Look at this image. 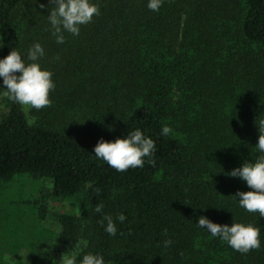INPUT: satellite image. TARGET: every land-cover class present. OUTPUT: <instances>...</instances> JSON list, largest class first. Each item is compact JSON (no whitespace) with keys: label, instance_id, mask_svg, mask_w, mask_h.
I'll return each mask as SVG.
<instances>
[{"label":"trees","instance_id":"trees-1","mask_svg":"<svg viewBox=\"0 0 264 264\" xmlns=\"http://www.w3.org/2000/svg\"><path fill=\"white\" fill-rule=\"evenodd\" d=\"M92 2L100 14L57 44L39 7L49 0H0V58L39 42V63L55 83L51 106L27 113L0 95V181L49 182L45 201L32 206L36 220L55 225L51 263L79 249L77 264L85 252L106 264H264V217L238 207L232 196L250 189L227 175L264 155L255 148L264 119V0H163L156 12L147 0ZM163 124L168 136L159 135ZM135 129L155 141L154 164L117 172L92 154L98 139ZM65 199L73 212L48 209L49 200ZM119 213L125 221H115ZM104 214L117 235L104 232ZM200 216L259 227L261 247L233 250L197 227ZM27 247L33 252L22 262L16 253ZM37 253L11 238L0 264H36Z\"/></svg>","mask_w":264,"mask_h":264},{"label":"clouds","instance_id":"clouds-1","mask_svg":"<svg viewBox=\"0 0 264 264\" xmlns=\"http://www.w3.org/2000/svg\"><path fill=\"white\" fill-rule=\"evenodd\" d=\"M36 3V0H34ZM52 5L48 7L40 4V8H46V16L50 25L51 35L57 44L65 42V33L78 36L82 25L90 23L94 16L100 14L98 5L92 0H49ZM163 0H147V8L153 12L159 11ZM2 46V45H0ZM45 56V49L39 42H34L27 50L11 48L6 56L0 58V95L13 103L25 106L29 109L40 110L51 106L49 93L55 89L52 80L53 73L41 66L39 61ZM59 59V57H54ZM29 61V62H26ZM178 95V94H177ZM258 138L255 148L264 154V119L258 121ZM109 127V131H111ZM172 129L167 124L160 128V136H168ZM156 152L155 141L146 136L140 129L127 132V135L117 137L114 140H97L92 149L95 158L102 160L117 172H125L129 168H143L144 164H154L153 156ZM228 176L239 178L250 189L239 191L232 196L238 207L249 213H259L264 217V155L255 162L245 160L239 167L231 169ZM102 203H97L93 209L101 213ZM126 217L119 213L115 221L123 222ZM103 230L109 236L117 235V226L109 214H104L100 221ZM197 227L205 230L213 238H219L226 242L233 250L247 254L250 250L261 247L260 228L252 224L214 223L204 216L196 220ZM165 229V233H166ZM172 243L171 239H165V247ZM77 252L68 251L61 255L60 264H77ZM79 264H106L100 253L85 252L79 260Z\"/></svg>","mask_w":264,"mask_h":264},{"label":"rangeland","instance_id":"rangeland-1","mask_svg":"<svg viewBox=\"0 0 264 264\" xmlns=\"http://www.w3.org/2000/svg\"><path fill=\"white\" fill-rule=\"evenodd\" d=\"M24 112L30 109L23 106ZM50 192L49 182L36 180L30 177H17L10 182L0 181V246L11 238L16 241L33 243L38 251L36 264H52L51 242L54 238L55 225L51 218L35 219V208L32 204L45 201L43 196ZM48 209L53 212H73L72 199L51 201ZM33 250L19 248L18 259L25 262ZM19 252V253H18ZM3 252L2 256L9 261V255Z\"/></svg>","mask_w":264,"mask_h":264}]
</instances>
